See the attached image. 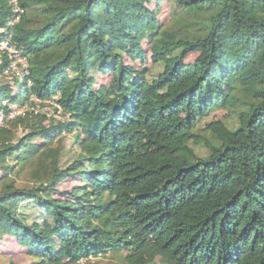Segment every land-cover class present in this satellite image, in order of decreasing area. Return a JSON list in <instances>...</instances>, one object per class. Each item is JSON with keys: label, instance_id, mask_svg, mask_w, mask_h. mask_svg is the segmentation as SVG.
Returning <instances> with one entry per match:
<instances>
[{"label": "trees", "instance_id": "obj_1", "mask_svg": "<svg viewBox=\"0 0 264 264\" xmlns=\"http://www.w3.org/2000/svg\"><path fill=\"white\" fill-rule=\"evenodd\" d=\"M18 3L0 240L30 264H264V0Z\"/></svg>", "mask_w": 264, "mask_h": 264}, {"label": "built area", "instance_id": "obj_2", "mask_svg": "<svg viewBox=\"0 0 264 264\" xmlns=\"http://www.w3.org/2000/svg\"><path fill=\"white\" fill-rule=\"evenodd\" d=\"M11 4L13 6V11L15 12L14 17L8 22L6 27H0V33L6 32V36L0 39V62L2 60V56L4 53H7L10 58V65L5 70L6 75H11L13 73L21 74L23 71H27L28 60L27 57L24 56L19 48L12 41L11 32H7L9 28H12L13 25L20 21L22 14L24 13V9L19 6L18 0H11ZM36 102H39L35 99ZM12 108V112L10 117H14L18 114H24L25 110L28 108L27 105L21 107L18 104L8 103ZM40 106L37 107L39 109ZM48 110V108H46ZM3 121V114L0 113V122Z\"/></svg>", "mask_w": 264, "mask_h": 264}, {"label": "rangeland", "instance_id": "obj_3", "mask_svg": "<svg viewBox=\"0 0 264 264\" xmlns=\"http://www.w3.org/2000/svg\"><path fill=\"white\" fill-rule=\"evenodd\" d=\"M162 10L159 14V17L164 20V21H168L169 20V15L171 12V6L169 3H167V1H165L163 3L162 6ZM196 57V54H192L189 56L188 61H193V59ZM150 64V61H149ZM156 71V69H155ZM98 82L99 83H104V82H108V77H99L98 78ZM224 112H218L217 113V118H221L223 120H225V122L227 123V125H232V120L231 119H224ZM68 144H70V142H67ZM204 152V151H203ZM22 180V178L20 179ZM77 183L76 182H72V181H68L66 183H63L60 186L61 190H67V189H71L73 188ZM0 250L2 252L3 255V259H1V261L4 264H8V260H15L17 263L19 264H30L31 259L29 257H27L26 255V250L19 246L18 243L15 240H11L9 237H6L2 240H0ZM101 258L99 261L97 259ZM99 258L93 257L92 260H96L98 261V264H109L111 262V256H106V257H102L100 256Z\"/></svg>", "mask_w": 264, "mask_h": 264}]
</instances>
